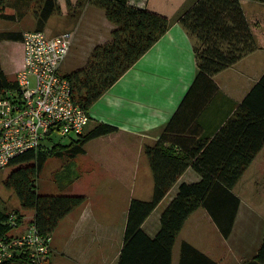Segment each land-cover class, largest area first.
Masks as SVG:
<instances>
[{
	"label": "crops",
	"instance_id": "obj_1",
	"mask_svg": "<svg viewBox=\"0 0 264 264\" xmlns=\"http://www.w3.org/2000/svg\"><path fill=\"white\" fill-rule=\"evenodd\" d=\"M64 1H58L63 25L56 29H46L47 25L44 28L49 36L63 32L72 35L69 52L59 67L63 77L83 68L96 46L111 41L115 28L106 19L105 12L92 5L85 6L78 19L67 18ZM197 1L127 0L133 7L163 16L170 26L87 111L90 120L86 132L99 124L117 130L85 144L81 157L91 162L80 167L74 158L62 170L71 184L85 187L82 196L86 202L60 221L52 234L50 260L46 264H117L130 202H147L153 193V175L144 149L158 141L195 79L193 41L178 21ZM240 3L247 22L261 24L258 27L263 32L262 45L213 77L218 91L195 121L201 130V140H210L219 132L264 74V3L260 0ZM258 40L261 43V38ZM13 43L18 44V58L7 71L1 66L5 73L11 74L23 67L21 41ZM182 126L183 121L179 120L174 129H183ZM164 145L174 154L180 152L177 147ZM263 153L264 147L230 191L215 183L205 203L184 222L172 247L171 264H178L182 243L190 244L216 264H245L257 255L262 244L264 218L254 208L259 197H255L254 188L264 182ZM68 166L71 176L65 173ZM200 180V175L188 167L145 218L141 224L143 233L154 238L160 229V216L179 186ZM27 216V224L21 223L15 234L27 230L32 212Z\"/></svg>",
	"mask_w": 264,
	"mask_h": 264
},
{
	"label": "trees",
	"instance_id": "obj_2",
	"mask_svg": "<svg viewBox=\"0 0 264 264\" xmlns=\"http://www.w3.org/2000/svg\"><path fill=\"white\" fill-rule=\"evenodd\" d=\"M34 1L39 4L36 30L43 31L48 19L55 13L61 14V9L57 0ZM240 1L198 0L178 21L195 40L197 72L158 141L144 149L153 175V193L147 202H130L117 264H171L172 247L188 216L205 203L215 183L223 185L226 191L233 189L264 147V74L212 139L201 140V130L195 122L218 91L213 77L258 49ZM64 5L69 19H78L87 5L99 8L115 27L111 41L96 46L83 68L64 76L71 86L72 101L87 112L166 33L170 24L163 16L133 7L127 0H65ZM21 39L22 33L0 32V42ZM16 90V79H9L0 65V97ZM179 120L183 121V129H174ZM116 130L99 124L73 137L66 146L54 142L52 136L50 149L42 144L37 150L24 152L10 161L7 167L15 168L3 186L14 192L22 210L32 212L30 225L40 235L52 236L60 221L86 202L81 195L39 193L37 180L46 161L56 158L70 162L85 152L86 143ZM165 143L180 152L174 154ZM188 167L200 175V182L179 186L160 216L158 233L149 238L141 230V224ZM69 169L70 166L65 173L71 176ZM9 218V214L0 210V238L5 240L13 237L9 235L13 228ZM20 219L18 216V224ZM4 264L34 263L21 251ZM178 264L216 263L190 244L182 243ZM245 264H264V233L257 255Z\"/></svg>",
	"mask_w": 264,
	"mask_h": 264
},
{
	"label": "built area",
	"instance_id": "obj_3",
	"mask_svg": "<svg viewBox=\"0 0 264 264\" xmlns=\"http://www.w3.org/2000/svg\"><path fill=\"white\" fill-rule=\"evenodd\" d=\"M72 35L49 36L44 31L22 34L23 67L16 74V91L0 97V170L16 156L37 150L46 138L77 137L89 123V115L71 98L69 81L59 75ZM9 224L18 227L17 217ZM52 236L40 235L33 225L9 240L0 238V264L23 251L34 264L50 260Z\"/></svg>",
	"mask_w": 264,
	"mask_h": 264
},
{
	"label": "rangeland",
	"instance_id": "obj_4",
	"mask_svg": "<svg viewBox=\"0 0 264 264\" xmlns=\"http://www.w3.org/2000/svg\"><path fill=\"white\" fill-rule=\"evenodd\" d=\"M58 1L59 0H57V5L59 6ZM25 2L18 1V3H16L14 0H3L2 2H0V32H19L23 34L25 32L34 31L37 29L35 14L38 12L39 4L37 1L34 0H29ZM60 3H63L62 0ZM45 25H47L46 29H56L59 26H62L63 25L62 16L57 13L53 14V16H51L48 19ZM258 25L260 27L261 24H258L255 21L249 23L257 47H259L260 44L262 45V33H263L262 31H260ZM259 38H261V43L258 40ZM192 41L194 45L195 40L192 39ZM17 48H18V44H15L13 42H9V43H5V41L0 42V65L3 66L5 71H7L9 66H12L15 63L16 59L18 58ZM64 66L67 67L68 66L67 63H65ZM18 72L13 74H11L10 72L8 73L4 72V73L7 75L9 79L15 80V76L16 74H18ZM59 75L62 76L60 71H59ZM52 138L54 142H60L62 146H66L73 137L62 138L55 136ZM51 143L52 142L49 141V138H47V140H45L43 143V145H45L43 148L50 149L51 146L49 145H51ZM81 156L82 155H79L75 158L74 162L76 163V165L81 167L82 163L91 162V160H83ZM262 157L264 158V153ZM67 162L69 161L65 159H56V158H51L46 161L42 169V172L40 173L39 178L37 180V185H38L37 189L40 194L55 195V196L83 195V189H85V187H81L79 183L71 184L69 179L63 176L62 170H65L64 167L66 166ZM14 168L15 167H6L0 170V210L9 215H15L16 217L21 216L20 223L18 224V226L21 223L26 225L28 222L27 214H29L30 212H25L24 210H22L20 208L18 198L16 197L14 192L11 190H7L3 186V181L6 179V177L10 174V172ZM262 174H264V171L262 172ZM254 189L256 190L255 197L259 195L258 200L254 204V208L261 214V216H263L264 182L263 184H260L257 187H255ZM29 227L30 225L28 226V228ZM16 231H17L16 228H12L9 231V235L13 237L18 236V233L15 234Z\"/></svg>",
	"mask_w": 264,
	"mask_h": 264
}]
</instances>
